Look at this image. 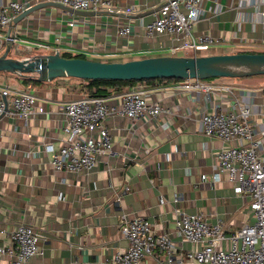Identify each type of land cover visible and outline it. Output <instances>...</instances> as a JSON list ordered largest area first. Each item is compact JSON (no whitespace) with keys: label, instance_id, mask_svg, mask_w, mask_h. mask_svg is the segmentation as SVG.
Segmentation results:
<instances>
[{"label":"crops","instance_id":"crops-1","mask_svg":"<svg viewBox=\"0 0 264 264\" xmlns=\"http://www.w3.org/2000/svg\"><path fill=\"white\" fill-rule=\"evenodd\" d=\"M136 4L137 11L130 14L120 6L75 10L54 1L0 28V34L16 33L9 43V55L15 57L56 50L100 60L173 54L180 38L167 33L148 36L144 30L161 1L137 0ZM202 8L191 35L214 36L216 41L207 48L214 50L208 53L264 51V4L259 0H202ZM120 22H130V35L118 33ZM180 50L175 54H184ZM5 72L0 71V85L29 88L44 106V111L26 120L0 116V245L11 244L17 223L33 225L40 234L41 252L30 256L27 264H107L115 251L127 246L120 229L123 212L146 215L156 231L171 235L177 207L203 211L212 222L233 214L229 232L253 220V211L242 207L245 194L236 192L225 175L214 180L216 153L224 141L207 135L200 119L229 100L184 89L183 79L148 81L149 99L160 100L166 110L159 117L137 120L112 113L106 123L114 136L113 155L90 171L74 173L55 169L46 145L62 144L67 136L62 106L87 93V81L63 76L26 84L24 76L12 72L18 83L12 85ZM207 81L232 85L241 102L251 105L256 138L264 149V75L241 83ZM116 86L110 97L119 101L126 85ZM229 102L231 107L235 100ZM197 246L183 243L186 248ZM145 262L155 264L153 257ZM0 264H7L6 257Z\"/></svg>","mask_w":264,"mask_h":264},{"label":"built area","instance_id":"built-area-1","mask_svg":"<svg viewBox=\"0 0 264 264\" xmlns=\"http://www.w3.org/2000/svg\"><path fill=\"white\" fill-rule=\"evenodd\" d=\"M53 1L75 10L102 11L120 6L127 13L137 11V0ZM160 1L154 18L144 23V30L148 36L167 33L180 38L181 42L172 47L173 54L180 48H190L196 53L216 41L208 32L191 35V27L203 12L202 0ZM35 2H0V28L9 26L19 12ZM259 3L264 4V0H259ZM131 32L130 22L119 23L121 36H128ZM15 35V32L0 34V48L12 43ZM148 86V80L135 81L121 93L119 101L110 97L114 87L108 88L109 95H94L87 89V93L66 101L62 106V129L67 136L59 147L53 143L46 145L52 152L53 167L74 173L90 171L101 159L111 157L114 136L106 119L112 113H120L132 120L159 117L166 109L160 100L149 99ZM180 87L202 90L209 97L217 95L224 101L235 100L231 107L227 101L220 109L206 111L200 119L207 135L224 141L216 153L214 180L219 181L225 175L232 181L234 190L246 196L242 207H249L254 218L229 232L233 214L212 222L203 211L187 212L177 207L171 235L156 231L146 215L128 216L123 212L120 214V229L127 239V246L115 251L107 264H146L147 257H153L155 264H264V149L256 138L253 109L249 103L241 102L228 83L189 77L183 79ZM42 111L44 106L34 91L0 85V116L9 114L26 120ZM175 200H178L177 196ZM11 239V244L0 245V262L6 257L7 264H27L30 256L41 252L40 234L29 223H17L12 229ZM184 242L199 246L186 248L183 247Z\"/></svg>","mask_w":264,"mask_h":264},{"label":"water","instance_id":"water-1","mask_svg":"<svg viewBox=\"0 0 264 264\" xmlns=\"http://www.w3.org/2000/svg\"><path fill=\"white\" fill-rule=\"evenodd\" d=\"M52 2L54 1L43 0L33 3L19 12L13 18V22ZM9 50L8 43L0 53V71L19 75L30 74L42 81L63 76L128 80L150 77L185 79L264 74V51L158 54L127 60H100L81 56L68 57L58 50L31 57H15L9 55Z\"/></svg>","mask_w":264,"mask_h":264},{"label":"trees","instance_id":"trees-1","mask_svg":"<svg viewBox=\"0 0 264 264\" xmlns=\"http://www.w3.org/2000/svg\"><path fill=\"white\" fill-rule=\"evenodd\" d=\"M65 56L68 57H72V56H81V57H86L83 54H72L69 52H65L62 53ZM259 75H264V74H259ZM24 76L22 78L23 82L28 84V83H38L41 80H38L36 77H34L33 75L30 74H24L21 75ZM71 77V76H70ZM87 81V86H88V90L91 94L94 95H109L110 91L108 90L109 87H114L116 89V85L119 86H125L129 87L130 85H132L135 81L140 80V79H128V80H121V79H107V78H83ZM145 80L148 81H153V80H163V79H174V80H180L182 78H178V77H150V78H143Z\"/></svg>","mask_w":264,"mask_h":264},{"label":"rangeland","instance_id":"rangeland-1","mask_svg":"<svg viewBox=\"0 0 264 264\" xmlns=\"http://www.w3.org/2000/svg\"><path fill=\"white\" fill-rule=\"evenodd\" d=\"M212 46V44H211ZM4 48H2L1 50H3ZM211 49V48H210ZM205 49V50H199L198 52L199 53H208L210 51H213V49ZM219 50H222V49H219ZM255 51H252V52H258V51H261V49H254ZM13 51V50H12ZM179 52L181 53H184V54H190V53H194L192 49L190 48H185L183 50H180ZM11 53H14V52H11ZM223 53V52H221ZM126 60V59H125ZM7 73L8 75V81L12 84V85H17V79L14 78V76L12 75V72H5ZM254 76H259L258 75H250V76H238V77H230V76H211V77H206V78H203V79H207V80H217V81H220L222 79H228L230 81H234V82H238V83H241V82H245L248 80V77H254ZM57 78V77H56ZM75 79H83L81 77H73ZM44 82H47V81H44Z\"/></svg>","mask_w":264,"mask_h":264}]
</instances>
